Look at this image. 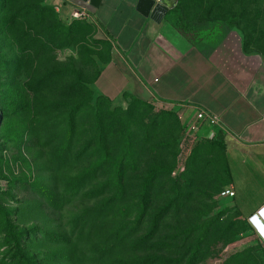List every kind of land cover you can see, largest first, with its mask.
Returning <instances> with one entry per match:
<instances>
[{
	"label": "rangeland",
	"instance_id": "1",
	"mask_svg": "<svg viewBox=\"0 0 264 264\" xmlns=\"http://www.w3.org/2000/svg\"><path fill=\"white\" fill-rule=\"evenodd\" d=\"M205 6L212 17H233L249 48L264 51V0L189 1L191 13ZM60 23L49 0H0V243L6 233L11 243L1 246L0 253H13L10 246L17 233L25 236L42 229L73 240L76 264H264L262 235L233 209L229 198L220 196L223 180L216 159L224 155L223 149L207 144L185 153L183 129L169 117L164 123V113L145 104H97L93 112L100 119L94 115L91 125L98 129L100 120L108 131L111 151L106 168L88 187L90 194L86 189L67 193L66 185L58 188L47 156L28 135L27 119L42 111L41 103L52 92L70 100L79 78L96 98L93 79L99 60L109 53L108 41L93 23L73 24L65 32ZM34 37L49 44L40 57L31 43ZM51 73L59 74L58 81L41 86ZM122 150L126 156L121 193L113 187L102 189ZM74 163L77 170L84 165L81 160ZM179 165L184 170L178 172ZM111 199L116 205L99 220L86 222L81 215L83 209ZM2 211L9 213V222ZM119 227L124 234L134 228L135 232L110 252ZM25 243L38 264L49 258L44 251L55 255L60 248L52 239Z\"/></svg>",
	"mask_w": 264,
	"mask_h": 264
},
{
	"label": "crops",
	"instance_id": "2",
	"mask_svg": "<svg viewBox=\"0 0 264 264\" xmlns=\"http://www.w3.org/2000/svg\"><path fill=\"white\" fill-rule=\"evenodd\" d=\"M137 1L102 0L90 11L88 21L109 43L95 93L122 107L134 98L151 106L155 100L171 103L183 116L178 122L184 132L198 108L220 116L225 129L205 122L200 140L222 134L229 176L222 190H235L227 198L249 220L264 206V51L245 47L236 27L189 24L198 16L190 12L192 0H178L161 21L139 12ZM179 2L182 13L175 10ZM49 3L65 21L78 7L69 0Z\"/></svg>",
	"mask_w": 264,
	"mask_h": 264
},
{
	"label": "trees",
	"instance_id": "3",
	"mask_svg": "<svg viewBox=\"0 0 264 264\" xmlns=\"http://www.w3.org/2000/svg\"><path fill=\"white\" fill-rule=\"evenodd\" d=\"M182 8L183 4L179 2L175 10H181L182 13ZM59 21L61 22L60 29L62 31L64 30V32L67 26H71L73 24H90L87 20H74L70 22L62 20L60 17ZM218 22L225 24L229 28L237 26V22L233 19V17H229L226 20L222 17H212L207 11L206 6L203 10L198 11V16L195 17V19L188 23L195 26L196 24L201 23L212 25ZM31 41V43H35V46H37V48H35L36 57H40V55H42L44 51L49 48V44H46L42 38L36 39L34 37ZM244 44L245 47L249 48V44L247 42L244 41ZM53 50L54 49L52 48L49 52H53ZM98 73L99 67L93 82H95ZM58 75V73L47 74L41 86L44 84L43 87H51L58 81V78H56ZM89 86L90 85L88 83L79 78L75 87L76 92H74V96L70 100H64L63 98H60L56 92L55 94L52 92L51 97H44L45 99L41 103L42 111L33 117L29 116L27 119L29 137L32 136L31 138H34L36 147L41 150L42 154L47 156L48 171L56 179L58 188H64L66 185L68 187L66 189L67 193H80L82 190L86 189V195L90 194V191L88 192L87 190L88 187L98 181L99 174L104 171L109 161L111 142L108 136V131H106V126L99 120L98 129L94 128V125H91V117L95 115L93 111L97 108V104L104 101L111 105L113 102L109 98L102 95H98L95 98L92 95L93 93ZM132 102L152 107L145 102L137 100L136 98H134L131 103ZM124 109L127 110L128 108ZM160 112L164 113V117L161 119L164 123L168 122L167 119L170 118L178 125L180 130L182 129L183 126H180V120L174 112ZM95 116L100 119L99 115ZM95 130H97L96 134L90 136L95 132ZM94 138L97 140L96 149L93 148L95 142ZM124 140L128 145L131 143V141L127 138ZM207 144L217 145L225 151L222 134L220 132L215 140L210 142H203V140H200L196 145V148ZM130 147L131 146H129V148ZM120 153L122 154L117 155L116 160L111 165L112 168L110 167L114 174L104 181L102 189L113 187L121 193L120 191L123 189L124 180L122 160L126 156V150H122ZM95 156L98 157L96 161L93 160ZM222 157H218L216 159L218 165L217 174H221L223 180L221 189L229 179L227 169L221 160ZM76 160H81V164H84L81 166V169L77 170L76 166L74 168L72 167L73 164L71 165V162L74 161L76 163ZM146 199H148V194H145L143 198V203H145L144 213H146V208L148 207V200ZM105 202L106 203H101L96 207L86 208L81 211V215L86 217V222L89 219L99 220L104 215L103 213L105 211L109 210L113 205H116V202L114 203V200L112 199L110 201L106 200ZM2 212H4L3 214L6 222H9V213L5 211ZM236 212L239 214L238 211ZM17 215H20V212H18ZM141 217V215L138 216V222ZM114 232L116 233L117 242H111L109 246L110 252L120 249L121 245L126 240L125 237H129L133 234V232H135V228L131 231V233L126 234H124L121 227L116 229ZM7 238L8 233L1 238L3 239V242L0 243V247L3 245L9 246L11 244L6 240ZM50 239H52L55 245L60 246V248L57 250L55 255H52L49 249L43 252V255L49 256L46 264H76V246L73 240H71L67 234L48 233L42 229L29 231L25 234V236H23L22 233H17L13 244L10 246L13 253L11 254L8 250L4 254L0 253V255L3 254L0 256V264H38V260H35L33 256L28 254L25 241L29 244L34 243L35 240L45 242V240ZM137 245H139V242Z\"/></svg>",
	"mask_w": 264,
	"mask_h": 264
},
{
	"label": "built area",
	"instance_id": "4",
	"mask_svg": "<svg viewBox=\"0 0 264 264\" xmlns=\"http://www.w3.org/2000/svg\"><path fill=\"white\" fill-rule=\"evenodd\" d=\"M90 15H91V13H90L89 9H87L86 7L78 6L77 8H75L72 11L71 17H70V22L74 21V20H87L88 21L90 18ZM152 106H153L155 111H172V112H175L173 110L174 109L173 104L165 102V101L155 100L152 102ZM176 114H177V117L180 121L183 120V116L181 114H178V113H176ZM205 122H210V123L214 124L215 126H219L221 128V130L225 129L223 121H222L220 116H218L214 113H211L207 110L198 108L196 110V113H195L193 119L190 120L188 123H186V127H185L186 137H185L184 144H182L183 147H185L187 150V152H185V153L189 154L191 152V150L193 149V147H195L198 144V142L200 141L199 131H200L201 126ZM177 170H178V172H180V170L181 171L184 170V165H179ZM234 195H235V190L231 187H226L223 190H221V192H220V196H222V197H233ZM257 220H264V206L258 211V213L252 215L249 218V221L255 226V228H256L255 222ZM262 238L264 240L263 235H262Z\"/></svg>",
	"mask_w": 264,
	"mask_h": 264
},
{
	"label": "water",
	"instance_id": "5",
	"mask_svg": "<svg viewBox=\"0 0 264 264\" xmlns=\"http://www.w3.org/2000/svg\"><path fill=\"white\" fill-rule=\"evenodd\" d=\"M72 3L86 7L92 12L97 10L102 0H69ZM178 0H138L136 8L145 16H150L156 21L163 20L166 13L173 9ZM261 227L264 229V224L259 222Z\"/></svg>",
	"mask_w": 264,
	"mask_h": 264
},
{
	"label": "bare ground",
	"instance_id": "6",
	"mask_svg": "<svg viewBox=\"0 0 264 264\" xmlns=\"http://www.w3.org/2000/svg\"><path fill=\"white\" fill-rule=\"evenodd\" d=\"M262 222L264 224V220H257L255 222L256 228L259 230V232L264 236V229L261 227L259 222Z\"/></svg>",
	"mask_w": 264,
	"mask_h": 264
}]
</instances>
